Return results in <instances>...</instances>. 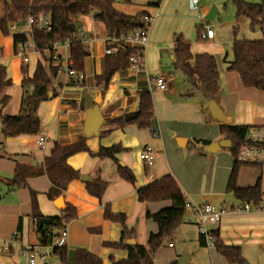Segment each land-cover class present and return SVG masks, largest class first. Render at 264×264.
<instances>
[{
  "label": "crops",
  "instance_id": "crops-1",
  "mask_svg": "<svg viewBox=\"0 0 264 264\" xmlns=\"http://www.w3.org/2000/svg\"><path fill=\"white\" fill-rule=\"evenodd\" d=\"M149 1L130 0V4L126 5L123 4L122 0H115L114 6L118 11L127 15H134L138 11L146 10L152 16L154 14L151 10L155 8L147 7ZM135 7L139 9L133 11ZM239 20L236 21L234 18L235 23ZM99 25L102 24L95 22L91 15L85 16L81 18V27L79 26L77 31V33H81V38L78 40L84 41L88 51V55L84 58V81L68 76L64 68V61L69 59L68 46L70 41L57 44L55 48L45 50L42 54L28 53V60L23 63L17 55L12 35L27 32L26 25L23 22H18L10 26L8 36L0 33V67L4 68V81H7L0 91V115L15 116L18 114L23 93L22 79L32 77L37 62L42 64L50 80L49 88L53 90L54 94L49 92V98L41 102L37 108V116L40 122V129L37 134L7 138L1 133L2 129L0 130V264H28L26 256L23 255L25 247H31L40 256H43V259H37L35 264H62L59 257L53 254L51 246H42L38 243L35 221L30 218L32 210L30 192L35 194V203L43 218L63 217L62 210L54 205V201L59 197L62 198L64 208L68 205L75 210L76 217L65 224L67 237L64 246L71 249L83 248L89 254L99 258L101 264H112V261L125 260L127 257L126 250L108 247V244L120 242L121 227L117 223L105 220L104 207L108 206L113 214L123 215L126 228L133 230V237L124 241L126 245H129L126 241L131 239L134 242L133 245L145 246L149 235L157 232L156 223L148 218L147 214L153 215L161 209L169 208L171 204L169 201L139 202L136 189L164 176L173 178L185 201L191 200L189 202L219 206V208L213 207L223 211L224 214L218 223L210 227L209 231H216L224 245L241 249L244 243L246 247H258L256 243L250 240V237H247L248 229L239 224L243 218L254 219L257 214L244 215L243 217L232 214L235 212L234 207L239 206L240 203L237 205L233 195L225 191L233 164V160H230L228 156V150V154H222L223 162L219 163L218 156H214V153L205 152L202 147L196 144L197 155L188 163L183 164L187 173L185 176L181 175V150L178 149L181 147L177 145L176 138H185L187 140L185 147L191 142L194 143L195 140H205L212 144L223 139L218 131V123L211 118L208 112L207 103L209 100L204 99L202 88L193 87L183 74L174 67V45L179 39L187 41L181 34L176 36L177 38L175 37L176 39L166 52L170 64L173 66V73H181L184 82L188 85L184 97L190 98L197 95V100L191 104L192 113L186 111L182 122L179 118V121H175L177 123L175 127L166 130V132L169 131V137H173L174 140L167 138L165 131H160L161 128L162 130L165 128V125L160 122L164 117L154 115L149 129L141 130L135 124L127 122L122 127H108L105 124L99 129L98 136L95 137L87 138L83 135L85 113L92 107L97 92L100 91L102 97L99 107L102 120L105 123L117 119L123 121V114L138 111V93L148 90L149 81L159 76L164 78L168 87L172 80L171 72H164L160 68L162 52L158 53V61L147 60L145 70H143L144 67L137 72L129 69L126 63L127 47L125 48V45L107 38L103 25L102 28ZM12 26H15V29H12ZM99 28L101 32L103 31V40L100 42L101 50L95 56L91 44L94 39L93 30H99ZM255 32L259 34L261 39L260 33ZM214 37L212 40H207L211 49L193 46L187 42L192 56L209 54L215 59L218 71V95L214 101L226 118V122L223 124L264 128V94L254 88L243 87L236 73L225 70L226 64H224L223 58L221 59L222 53L211 44ZM235 40L244 39H236L234 35L231 45ZM106 50H110V55L105 54ZM153 52L154 50H151L150 54L152 55ZM51 53L57 58L56 60L50 59ZM225 56L227 61L231 60V56L230 58L227 54ZM166 90L158 92L160 100H163L168 94H174L172 87H168ZM152 95L151 93V97ZM158 106L162 109H169L168 105ZM181 123L182 126L191 128L192 135L187 133L189 129H181ZM196 127L214 129L210 133L206 129L195 135L193 130ZM107 131V134H103ZM154 135H159V137L156 138ZM39 137L44 139L42 147L36 144ZM81 137L85 138L84 143L89 152H78L67 158V165L79 173V178L70 181L61 196L53 200L47 197L50 181L46 175L28 178L26 188L14 191L6 190L4 180L12 177L17 165H39L45 157L49 156L54 145L66 146L75 143ZM112 146H120L126 149V151L116 155L117 162L108 158L99 159L95 156L100 148ZM146 149H150L153 153V163L150 166L139 159V155ZM171 153L180 157L179 166L176 168H172L168 162L166 154L169 156ZM198 163L200 164L198 165ZM206 163L209 166L207 171L204 170ZM220 166H225V172L224 170L215 171ZM118 167H125L133 174L135 180L133 184L119 177ZM253 169L255 170L251 171V178L247 181L243 180L242 173L237 174V187H252L258 178L261 180L262 170ZM211 171L219 172L218 176H220V180H223L222 187H217L209 192L206 191V188L200 190V181L205 174L210 176ZM199 172H201V176ZM81 175L90 181H81ZM97 179L106 183L101 199L90 195L85 188V183ZM224 191L233 200L232 204L229 205L231 213H225L222 204L223 199L211 197ZM253 209L254 211L257 210ZM262 209L260 207L258 210ZM250 210L251 205L248 212ZM19 220L20 230H17ZM14 233H17L16 237H14ZM244 234L245 236H243ZM178 236L181 238V228L178 230ZM165 241L162 247L153 253V263L177 264V259L181 254L172 251L174 245L170 241L166 243ZM193 241L200 249H207L209 264H227L215 252L214 248L208 249L205 244L204 246L201 245L199 233L193 235ZM186 257L188 258L187 264H205L193 261L189 254ZM218 257L222 258L224 263Z\"/></svg>",
  "mask_w": 264,
  "mask_h": 264
},
{
  "label": "trees",
  "instance_id": "trees-1",
  "mask_svg": "<svg viewBox=\"0 0 264 264\" xmlns=\"http://www.w3.org/2000/svg\"><path fill=\"white\" fill-rule=\"evenodd\" d=\"M115 0H0V33L8 36L10 26L18 22H24L27 18H36L39 14L49 16L51 29L40 31L35 25L30 27L31 38L34 48L39 54L51 49L56 43L70 41L68 46L71 69L76 75L84 71V58L88 55L84 41L74 38L79 28L72 30L71 24L79 23L81 18L92 16V19L101 23L104 27L107 38H118L129 32L144 28L143 17L150 16L146 10L136 12L134 15H127L118 11L114 6ZM123 4H130V0H122ZM162 0H150L147 7L157 8ZM235 9V20L245 18L248 20V28L251 32L258 31L261 39L257 41L235 40L231 45V60L226 64L227 72L236 73L239 76L243 87L254 88L264 94V0L260 3L251 4L243 0L231 1ZM96 14L94 15V13ZM236 28H234V31ZM199 38V30L197 31ZM14 47L27 40L24 34L14 33L12 35ZM129 53H134L130 50ZM1 57V49H0ZM174 67L179 70L187 81L195 88H202V95L206 100H214L218 95L217 78L218 71L215 59L209 54H198L192 56L189 51V43L179 39L174 45ZM25 74V70H22ZM5 71L0 67V91L6 85ZM23 90L21 105L17 115L1 116L0 127L4 137L11 138L19 135H35L39 132L40 122L37 116L39 104L46 101L52 92L50 80L40 62H37L31 78L22 79ZM138 116L135 120L128 122L135 124L138 129L151 128L153 119V103L149 90L138 93ZM121 119L106 123L108 127H122ZM250 126L218 124V131L223 139L230 141L228 149L233 160L232 168L226 185V193L233 195L240 204L248 203L255 209H259L262 203L263 188L260 178L252 187L239 188L236 185V178L241 166H250L262 170L263 165L247 164L237 160L238 152L243 145L249 144L264 148V144L254 143L245 140V135ZM104 132L103 134H107ZM85 138H79L75 143L66 146L54 145L49 156L45 157L41 164L36 166L17 165L11 178L5 179L4 184L7 191L26 188V180L31 177L46 175L50 181V188L47 197L53 200L61 196L67 184L79 178V173L71 169L66 160L69 156L78 152H89L84 143ZM195 144L206 147L210 143L205 140H195ZM126 151L120 146L100 148L95 156L99 159L108 158L117 162L116 155ZM119 177L126 182L133 184L134 176L125 167H118ZM87 192L97 199L106 188L103 181L93 180L85 183ZM136 196L139 202L152 203L169 201L171 206L164 208L153 215L147 214L157 225V232L150 234L146 245H126L125 239L133 237V230H128L125 224V217L121 214H113L108 206L104 207V218L107 221L117 223L121 227V240L116 244H108L113 249H124L127 257L123 261L112 264H154L153 253L162 247L165 240L171 239L177 226L181 223L185 212V199L180 192L176 182L170 176H164L158 180L148 183L146 186L136 189ZM31 214L30 218L35 221V230L38 234V243L42 246H51L54 234L52 230L66 224L76 217L75 210L66 205L62 210L63 217L50 218V225L38 229L37 222L43 218L35 203V194L30 192ZM20 230V220L17 225ZM213 239L214 250L227 264H248L241 254V249L234 246H226L220 240L216 231H210ZM199 241L204 246V239L199 235ZM53 254L59 257L62 264H101V260L89 254L83 248H53ZM176 264V263H171Z\"/></svg>",
  "mask_w": 264,
  "mask_h": 264
},
{
  "label": "rangeland",
  "instance_id": "rangeland-1",
  "mask_svg": "<svg viewBox=\"0 0 264 264\" xmlns=\"http://www.w3.org/2000/svg\"><path fill=\"white\" fill-rule=\"evenodd\" d=\"M164 1V2H163ZM160 7L152 9L151 12L153 14L158 13L157 19L151 23L148 31H149V40L148 44L145 48L144 52V61L143 67L145 70V63L147 65V60H157L158 61V53L162 52L161 59V70L164 72H171L172 80L169 82L168 87H172L174 90L173 95H166L163 100H160L158 92L151 89L152 99L154 103L153 107V115L154 116H162L164 117L161 124L165 125V128L160 131H165L168 128H173L176 126L175 121H179L178 119H182L185 116L186 111H190L192 113L193 108L191 104H194L197 100V95L193 97H184V93L188 87V85L184 82V77L179 72L173 73V66L170 64L169 57L167 54V50L170 49V46L173 44L174 40L180 34L182 37L190 42L191 45L202 46L205 49H211L207 40H201L196 36V32L201 30V25L205 28H210L214 33V40L211 43L216 46L215 49L221 54V59L227 54L230 58L231 56V41L236 36V39H244L246 41H257L260 40V36L257 32H251L248 28V20L245 18L240 19L235 23V9L231 3V0H200L199 1V10L192 11L188 7V0H163ZM244 2L256 4L260 3L261 0H243ZM212 7H215L217 10V14L210 20H206L205 16L211 10ZM139 8H133V11ZM130 10V9H129ZM102 28V25H99ZM233 28H237L236 31H233ZM103 32V31H102ZM102 32L99 30H93V41H92V51L96 56L99 54L101 50L100 42H102ZM176 37V38H175ZM74 38L80 39L81 33H76ZM125 48L127 46H124ZM151 50L154 52L152 55L150 54ZM222 65V63H221ZM148 67V66H147ZM167 87V89H168ZM167 91V90H166ZM181 103V107H180ZM168 105L169 109H162L158 105ZM156 113V114H155ZM160 114V115H159ZM161 119V118H160ZM186 128L189 129L187 133H192L191 128L187 126H182L181 129ZM208 130L210 133L212 130L208 128H198L196 127L193 130L195 135L198 133H202L205 130ZM169 132V131H168ZM166 132L167 138L169 137V133ZM192 135V134H191ZM154 137H159V135H154ZM174 140V139H173ZM197 145L193 142L189 143L186 147L178 148L181 150V175H186L187 171L183 167V164L191 161L197 154ZM214 156H218V162H223V155L228 154L227 149H221V151L214 153ZM167 159L172 168H176L179 166L180 157L171 153V155H167ZM230 160L231 155L228 154ZM200 163H198L199 165ZM224 165V164H222ZM242 168V169H241ZM209 169L208 163H206L207 171ZM225 166H220L219 169L215 171L221 172L224 170ZM253 167L250 166H241L238 174L242 173V178L244 181H247L251 178V171H254ZM215 171H211V175H204L202 178L200 190L206 188V191H212L217 187H222L223 180H220V176ZM201 176V172H199ZM261 185L263 188L262 193V210H256L251 206L250 212H233L232 214L237 215L238 217H243L244 215L249 214H257L254 219H246L243 218L239 223L244 228L248 229L247 237H250V240L257 244L258 247H246L243 246L241 248V253L243 258L247 261L248 264H264V167L262 168V177H261ZM224 187V186H223ZM214 198L223 199V206L225 208V213H231L232 211L229 209V205L232 204L233 200L228 196L225 191L221 194H215L211 196ZM191 201V200H186ZM194 204H200L198 202H193ZM213 204V203H212ZM221 204V205H222ZM214 207L219 208L216 204H213ZM260 209V208H259ZM190 220V221H189ZM213 225H208L207 230H210V227ZM181 228V238L178 236V230ZM198 233V228L196 225V217L189 211L185 210L184 215L182 217L181 223L175 229L174 234L172 235L170 241L174 245V251L177 254H183L185 256L191 255L192 260L197 263H205L209 264V255L207 249H200L198 245L193 241V235ZM245 236V234L243 235ZM221 262L224 263L223 259L218 257Z\"/></svg>",
  "mask_w": 264,
  "mask_h": 264
},
{
  "label": "built area",
  "instance_id": "built-area-1",
  "mask_svg": "<svg viewBox=\"0 0 264 264\" xmlns=\"http://www.w3.org/2000/svg\"><path fill=\"white\" fill-rule=\"evenodd\" d=\"M199 1L200 0H188V7L192 11L199 10ZM158 16V13H155L152 16L143 17V21L145 23L144 28L129 32L125 35H122L118 38H111L113 41H117L125 46H127L126 51V63L134 72L140 71L143 69V61H144V52L145 48L148 44V35H149V27L151 23L154 22V19ZM27 27V32L24 33L26 35L27 40L20 44L17 48V55L21 59L23 63H26L28 58V53L39 54L38 51L35 50L34 44L31 38V29L32 25L36 26L37 30L40 31H49L51 29V23L49 16L45 14H39L36 18H27L23 22ZM12 29H15V26H12ZM18 34H21L20 32ZM214 36L213 31L210 28H205L201 25V30L199 31V38L201 40H212ZM69 41V40H67ZM60 43H56L52 48ZM51 48V49H52ZM50 49V50H51ZM130 50H133L134 53H129ZM106 55H110V50L105 51ZM51 60H56L57 58L51 53ZM64 68L66 69L67 75L70 77H74L79 81H84L83 73L76 75L74 71L71 69L70 60L64 61ZM148 90L156 89L158 91H165L167 88L166 81L162 77H155L152 81L148 83ZM245 140L264 144V128H250L247 130L245 135ZM44 143V139L39 137L36 140V144L39 147H42ZM139 159L142 160L146 165L150 166L153 163V153L150 149H146L139 155ZM237 160L242 163L247 164H257L264 166V148L257 147L254 145L245 144L238 152ZM185 210H189L196 217V225L198 228V233L204 239L205 246L208 249L214 248L213 239L210 235V231L207 230L208 225H214L221 220L224 212L220 211L208 203L203 204H194L192 202L185 201L184 203ZM250 209V205L248 203L240 204L239 206L234 207L235 212H248ZM190 221V220H189ZM54 234L52 239V248H60L65 245V240L67 237V230L65 223L60 227L54 228L52 230ZM14 237L17 236V233L13 234ZM23 255L26 256L28 264H35L37 259H43V256H40L33 248L25 247L23 249Z\"/></svg>",
  "mask_w": 264,
  "mask_h": 264
},
{
  "label": "water",
  "instance_id": "water-1",
  "mask_svg": "<svg viewBox=\"0 0 264 264\" xmlns=\"http://www.w3.org/2000/svg\"><path fill=\"white\" fill-rule=\"evenodd\" d=\"M96 12L94 13V15ZM216 14V10L214 7L211 8L209 13L206 15L205 19L210 20L214 17ZM80 24L75 23L71 24L70 28L74 30L75 28H79ZM48 96H50V93H48ZM102 97L100 91L97 92L93 105L90 109H88L85 113V118L83 121V135L87 138L98 136V131L101 127H103L106 123L102 120L99 107L101 106ZM207 109L211 116V118L218 124H223L226 122V118L219 108V106L216 104L214 100H209L207 103ZM138 111L135 112H128L123 114L122 119L125 123L133 121L138 116ZM2 128L0 127V130ZM176 143L179 147H185L187 140L185 138H176ZM231 144L230 141L227 139H221L218 142L212 143L206 147H203V150L207 153H215L218 152L221 149H230ZM81 181H90L87 177L81 175L80 176ZM239 201L236 202L237 205H239ZM55 207H57L59 210L64 209V204L62 201V198L59 197L54 201ZM51 220L49 218H41L37 222L38 229H41L43 226L50 225ZM127 244L133 245V240H127ZM188 258L181 254L179 258L177 259V264H187Z\"/></svg>",
  "mask_w": 264,
  "mask_h": 264
}]
</instances>
